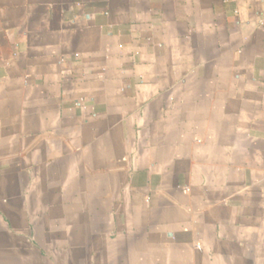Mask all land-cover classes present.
Listing matches in <instances>:
<instances>
[{"label":"crops","instance_id":"0c3cea01","mask_svg":"<svg viewBox=\"0 0 264 264\" xmlns=\"http://www.w3.org/2000/svg\"><path fill=\"white\" fill-rule=\"evenodd\" d=\"M0 264H264V0H0Z\"/></svg>","mask_w":264,"mask_h":264}]
</instances>
